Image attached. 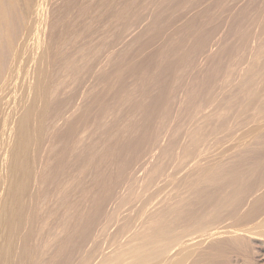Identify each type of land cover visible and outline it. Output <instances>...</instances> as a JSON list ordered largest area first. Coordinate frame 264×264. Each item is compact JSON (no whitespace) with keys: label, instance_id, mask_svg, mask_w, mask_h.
Instances as JSON below:
<instances>
[{"label":"bare ground","instance_id":"1","mask_svg":"<svg viewBox=\"0 0 264 264\" xmlns=\"http://www.w3.org/2000/svg\"><path fill=\"white\" fill-rule=\"evenodd\" d=\"M182 1L183 0H181V2ZM69 2L70 0H61L59 4L58 0H0V264H36L38 261L41 262L43 261V259L41 261L38 260V257H40L41 254L43 253V252L40 253V250L44 249V253H45V248H43V246H45L47 242H48V245L46 246H48V248L50 246H53L55 250H54L53 256H51L52 254H50V252L52 251L48 253L51 257H49V255L47 257V254H46L47 252L45 253L46 257L49 259L46 262H43V264H184L186 260L181 259L183 257L182 255L180 259H176V257H174L172 253L176 247L184 246V243H182V241L178 238V237L181 238L183 231L181 230L182 232L177 233L175 231L176 226L179 225L178 227H180V224H184L185 227L183 228H187L186 229L187 231L193 232L194 230L195 231L198 229L202 230V229L209 227L210 224L212 223L214 224L215 221L221 219L223 216H225L226 218L228 217L229 220L231 219L232 221L236 222V225H237V222L241 223V225L243 226H245L248 223H251V225L252 223L254 224L256 223L255 225L253 224L252 226H256L257 224L258 225L264 224V161L260 159H256V160L252 159L254 158L257 150H255L253 147L250 146L256 151L255 154L251 156L248 154L246 150L242 151L240 149L241 147H239L240 150L236 147L238 151L237 152L235 151L236 153L234 152L235 153L234 157L233 158L230 157L231 159H229V161L227 160L229 156L227 158L225 156L226 159H223L225 161H219L218 163L211 164V165L209 163V166L206 165L207 167L204 166V168L200 167L203 165L201 161L202 160L204 161V157H206L207 153L209 154L207 150L211 149L209 148L210 146L218 143L223 138L229 139V137H233V134L234 136L236 135L238 129L243 124V123L241 125L239 124L240 123L239 120L243 118V116L241 118V115H244L243 119H245V121L247 117L249 118L251 116L252 111H253V108L251 106L252 103L255 105L257 102H259V105L257 108L260 109L259 111H262V115H263L264 88H262L261 91L257 89L255 85L256 83L254 82L255 79H253L254 84L252 83V78H254V76L251 75L252 77L251 78L250 74H252L253 72V74L256 77L259 75V72L257 69L256 70L258 72L257 73L258 75L254 73L255 70L253 68L255 67V64H256V60H257L256 58H259L257 60V64H258L260 63V60L263 59L264 56L262 58L261 57L255 58V56H258L259 53H261L259 54V56L264 55L263 54L264 50L263 52H259L257 55L256 53L254 54L253 52L251 53L255 55L254 57H252V55L250 56L251 59L252 58L255 59V60L253 59L255 62L250 59L252 61L251 67L248 68L250 65L248 67L246 66L245 69L248 68L247 71L243 69L244 70L243 75H244V72H247L245 74L248 75L247 77L249 79L248 78L246 79V77H243V75H241L245 80L241 77V79L244 81L241 80L242 82H240L239 78L236 77L235 79L234 73L232 74L231 72L229 73V75H232V76L234 75V79L233 78L232 79L233 81L236 80V85L238 84L237 86H234V87H236V91H239L240 98L244 94L248 95L249 93L251 94V95L249 94L250 97L252 98L254 97L253 99L251 98L254 101L252 103L248 102L251 104L247 103V107L245 106L246 104L245 102L247 101L244 100V98L240 99L238 97H235L234 95L232 97L231 96L232 94H229V96L225 94H222V96L221 94L217 95L216 93L218 92L220 93L221 91V90L220 91L218 90L221 84L219 85V88H216L218 92L217 90L215 92V87H214L213 92L217 96L211 93V94L205 95V97L201 99L200 102L194 101V98L197 95H195V92H194L195 90H193L195 87H191L190 84L195 83L193 80H196V78L195 77L192 78L191 76H194L196 73L193 74L194 70H192V75L189 77V78H192L191 79L192 81L188 79L186 80L189 81L188 86L190 87L188 89L191 90L193 88L192 89L193 91L192 90L189 91L188 89H185V90H188V92H185V91H184L185 93L183 92L184 94H187L185 96L186 99L185 101L184 99L183 100L180 99L181 103L184 101V104H185L184 106L185 108H182L180 106L182 110L184 109L183 111H185L187 109L186 110L187 114L185 113L184 114L185 117L183 115L182 117L184 119L187 116L189 117V118H186V120L184 121L185 123L188 122L189 125L188 124L187 126L182 125L183 123L180 122L181 120L179 121L180 122L179 123L178 120H179V117H181V114H179V116L177 114L178 116L177 124L182 123L180 126L186 127L185 129L184 127L183 129L178 128V126L176 129L175 127L176 122H174L175 120H173L174 117L172 118V115H171L172 113L169 114V111L171 109L170 110L168 109L169 111H167L164 108H162L163 104L165 103L164 101H168L171 98V94L173 91L175 92L173 93L175 97L177 96L176 94L182 93L181 90L183 89L180 87L181 85H178L180 88L176 85L178 89L173 90V88H176V87H173V85H175L173 83H176L175 80L177 77L172 78V79L168 77V80L166 79V81L164 78H163V81L162 79L161 81H155L154 80L155 78L152 80V82L154 81L156 82V84L160 83L157 86L153 82L155 84V87H158L157 89L159 90L158 97L161 98L162 100L164 99L159 104L157 102L155 103L156 105L153 104L155 105L153 106V108L150 107L152 104L151 105L149 104L150 105L149 107L146 106L147 108L144 107L145 104H143V99H139V98L137 99L136 98L137 96L135 97V94L133 96H130L132 98L130 99L128 95L129 93H132L131 91L132 89H131L130 90L131 92L126 93L128 94L127 95L128 98L125 96L127 98L125 103L128 102L129 104V101L130 103L132 102L130 107H132L133 109H136L138 112H140V110L143 111L142 112L143 114L145 113L149 116L150 115L154 116L153 114L155 113L154 117L159 118L161 116L162 119L155 118L157 119L156 120L157 122L158 120L163 121V122L162 121L158 122V123H161V126L163 125V123L165 124V122H168L169 121L168 119H170L171 121V118H172L175 124L174 123L172 124V122L170 123L169 121L168 125L172 124L175 127V130L171 131V128L173 126L171 125L172 127L166 128L167 124H165L164 126H162L163 128L160 126V128H157L156 131L154 129L152 131V127H149L151 124L147 125L149 123L147 121L149 120L145 121V124H144L143 120H141L140 118L134 119L135 115H133L132 116L133 118H127L128 124H127V127L124 125L126 128L125 130L122 129L121 131H118L115 129V131H118V132H115L116 135L120 137L121 135H123V140L118 138V140H120L119 142L121 141L122 142L121 143L117 142V144L114 143L115 147L114 149H112V153H109L107 150V152L111 155L108 158L104 157L106 158V161H104L103 156L102 157L98 156V152L101 151V148H103V146L105 147V145H103L101 148L99 146L102 144V143L101 144L99 143L101 142L100 139L103 138L101 137V134L103 131L102 130L103 125L106 128L105 126L106 123H104L106 119L102 120V117H103V114L107 112V111L104 112V110H106L104 107L107 106L105 105L106 104L105 100L108 97L105 99V97L103 96V94H105V92H103V88H104V91H106L107 89V91H110V92H115V91L117 92L118 87L116 86L117 83L115 82L118 81L119 78L123 79L122 77H124L125 75L129 76L130 74L134 76L140 71L141 68L143 70L146 69V68H143L142 66H139L140 65L139 61H138L139 64L137 60L134 61L135 58L140 57V56L142 57L143 55L142 52L136 53L134 54L135 56L128 59V55H127L128 51H125V54L123 53L125 57L122 55L124 58L120 55L121 56L120 58H122L121 62H117L116 61L117 57L112 58L111 54L114 53L116 49H119V39L121 38L120 40H122L124 37L125 38L130 37V35H132V31L134 29H137L139 26L137 27L136 25L137 22L134 23L135 20L133 22H129V21L127 22L125 18L126 22L122 20L124 21V24H127L125 29L121 28L122 30H120V27H119L116 33L115 31L113 32L110 31V28H107L109 29L110 32H112V33H109V35L115 32L114 38L113 39L111 38L112 41L110 42L109 50H107L108 48L106 49L107 46H105L104 48L106 49V51H102L104 50L103 47H102V50L100 47H99L100 50H98L96 49L98 46L96 42L97 40L96 38L98 37L97 41L99 42L101 37L99 38V36H97L98 34L95 36L90 33L87 34L88 33L87 28L90 26H88L87 28H85L84 31H82L83 28L86 27L87 25H92V24H89L90 23L89 21L87 25L85 24L86 26H82L84 23L83 22L81 23L82 24L81 32L84 33V34L82 33V35H84L85 37L82 38V37L76 36L74 37L72 41L73 36L76 35L75 33L80 32L78 31L80 27H75V26H79L78 24H80V22L76 24L77 21L75 22V20L74 21L72 20L73 22H75V24L74 23L73 24L76 29H72L70 31L68 27H71L72 25L70 26L68 24L69 23L67 21L68 18L64 19L62 17L61 18L58 17L60 14L57 16V13H58L57 11L59 10L60 7H61V10H59L60 13L62 12V10L64 13L69 12V10H67L69 8V4H68ZM87 2L88 3L86 5L91 6V4H89L91 0ZM159 2H157L158 5L164 3V2L163 3H159ZM251 2L249 3L251 4ZM116 3L117 2H114V4ZM120 3L122 4V2ZM177 3L179 4V2ZM262 3H263L262 4V7H263L264 2ZM78 4H82V3L79 2ZM178 4L176 5L178 6ZM183 4L185 5V2ZM144 5L143 3L141 4L143 8H144ZM165 5H166V2L164 3L163 7ZM173 5H174V2H173ZM80 6L78 7L80 8ZM155 6L157 7V4ZM146 7L150 8L149 5H146ZM145 8L143 9V11L145 10ZM80 9H76L75 11H79ZM103 9L105 10V8ZM263 9L264 7L261 8L260 10H263ZM112 10H114V7ZM173 10H175V8ZM86 11H89V9ZM111 11L110 9L108 10V12H111ZM170 11H168V14H170L169 13ZM100 12L101 11H99V13ZM139 12L140 13L142 12V8H141V11ZM158 12L162 14L161 11H158ZM158 12L156 14L153 13L151 19L150 20L148 19L149 20L148 22H147V19H146L147 16H146V18H144V22L146 19L145 24H141L139 22L140 26L142 25L140 29L143 33L138 31L140 34L141 33L142 34L141 35L136 34L134 36L139 35L137 38L139 39V37L142 36L143 34H144L143 37H145V35L146 36L151 35L150 38H147L148 41L145 44L143 45L141 44L142 46L141 51L145 50L150 44L155 43L156 37H158L159 35L162 36L163 34L167 35L166 31H170L169 29L165 28L166 26L164 25H166V23L164 22L165 24H163V22L161 21V18H164V17L162 16L160 17ZM77 13H75V15ZM132 13L130 14L131 16H132ZM92 14L94 15V13ZM97 14L95 13L96 17H97ZM134 14L135 15L133 16L139 17V13L138 15H136L137 11ZM141 14H143V12ZM113 15L110 14V16L112 17ZM65 16H67V14ZM87 17L90 18L91 16H87ZM103 17H105V15ZM257 17L252 16V19L261 20V17L259 15ZM92 18L93 16L91 17V19ZM169 19H171V17ZM248 19L250 20V18ZM80 20H82V18ZM106 20L108 22L111 21V20H108V18ZM164 20H167V19H164ZM262 20H263V17H262ZM251 23H253V21ZM97 25H98V28L93 25L92 26H93V29L96 28L99 31L100 28L102 27L100 26V24H97ZM261 25H262V22L259 24V26ZM172 26H174V24ZM59 27H61L63 31L60 32L61 34L57 35V33L55 32L56 30L61 29ZM259 28L260 29L262 28L261 31L262 30L264 31V23H263V26ZM257 29L255 31H258ZM103 30L105 29L103 28ZM162 30L163 31L165 30L164 31L165 33L162 34L161 33L163 32ZM255 31H251V32L252 33L254 32L253 34L255 35L256 34ZM261 31L259 32L260 37L258 33L256 34V37L258 35V37L260 39L262 38V40L264 41V36L261 37L263 35V34L261 35L262 33ZM252 33H249L250 36L249 34L245 35L247 38H244L245 36L243 35L244 37L241 39L247 40L249 39V37L251 39L253 37ZM88 35L90 36L92 35L93 37H95V43L94 41L91 40L92 37L90 38L87 37ZM77 37H79L77 42L75 41V43H73L74 40L77 39ZM240 37H242V35H240ZM134 38L135 37H130L129 41H135ZM159 38L160 40H162L161 38L163 37H158V40ZM208 38L209 39H207L208 40L207 42L210 41L211 36ZM259 38H256L255 40ZM201 39L203 40V38ZM201 39H200V42H203L202 44L204 45V43H206L205 42L206 38L203 41ZM124 40H123V43L122 41H120V44H124ZM70 41L76 46L72 44L74 46L73 47L70 44L72 46L70 47L69 45ZM91 41L92 43L97 45L94 49L95 51H93L92 49V47L94 48L95 45H92ZM100 41L101 43L99 42L98 44L102 45L104 38ZM168 41H171V39ZM215 41L216 40L213 41L214 46L217 45L221 48L223 47V49L226 48L225 46H221L222 44H219V43L216 44ZM263 41L261 42L257 41V43L258 42L259 43L258 44L256 43V46L260 45V43H262ZM210 42L208 44H210ZM250 42L252 41H249V43ZM247 43L248 42H246V45L244 43L246 47H247ZM241 46H243V44ZM241 46L236 50H239V49L242 50ZM245 46H243L244 49L246 48ZM256 46L253 45L254 48ZM203 47H206V46H203ZM221 48L219 50L217 49L218 52H220V50L222 52ZM248 48L250 47L248 46L247 49ZM261 49H264V47ZM96 50L99 52L97 56L94 55L96 54L94 52H97ZM214 50L206 51V52L214 53ZM226 50H228V48H226ZM122 51L123 50H121V52ZM190 51H192V48L190 49ZM251 51H252V47H251ZM251 51L249 49V52ZM257 51L258 50L254 52H257ZM259 51L261 50L259 49ZM100 52L102 53L104 52V53L100 54ZM165 52L167 53V51ZM226 52H224V54ZM246 52L247 51H245V53L243 54L246 55ZM249 52H247V54ZM161 53H158V54H161ZM203 53L204 55H207L205 54V51ZM210 53L209 55L211 57L212 53L211 54ZM99 54L102 56H100ZM115 54L116 53H114V56ZM186 54L188 55L187 52ZM216 54H219V53H216ZM183 55L185 56V54ZM190 55L191 54H189V56ZM237 55H240V54H237ZM129 56L131 57V54ZM184 56L183 58L185 60V57L187 56L185 57ZM202 57L204 58V56ZM207 57L208 55L205 56L204 59H206ZM210 57H208L209 60H211ZM214 57L215 56L211 58L214 60ZM246 57L247 55L243 56L242 59L247 60ZM163 58H165L166 60L165 56ZM175 58H178V57H175ZM180 58L182 59L181 61L183 62V64L187 63V61L185 62L183 61V58L181 56ZM180 58H178L179 61H180ZM217 58H220V56ZM178 59L174 60L173 58H171L170 59L171 61L169 62V65H170L169 67L168 66L166 67V64L163 65L165 70L168 68L169 74L172 71H173L172 72L173 75H175L177 72H179L180 74L181 69L182 71L184 70L183 68H181V66L183 67L184 65L183 64L180 65L181 62H178ZM190 59H191V56H190ZM190 59H188V61H190ZM242 59L240 60L242 61ZM151 60L154 61L152 57H151ZM206 60L205 62L209 61V60L208 61ZM245 60L244 62H246ZM247 61L249 62L248 64H250L251 61H249V59ZM151 62L150 64L153 65L152 64L153 62L152 63ZM205 62L202 61L201 63L206 64ZM262 62L260 63V67L262 66L261 64H263L264 66V60H262ZM109 63H112V64H110L111 67L107 69L108 67L106 68V64L109 66ZM162 63H165V62L163 61ZM220 63L218 66H220ZM189 64H187V66ZM138 66L140 67V69ZM192 67H194V65ZM202 67L203 66H201L200 68L199 66V69L204 70V68ZM235 67L236 69L238 68L237 65ZM157 68L156 70H158ZM164 69L161 68V70H164ZM192 69H196V68L194 67ZM231 69L230 71H232ZM219 70L221 71L222 69H219ZM228 70H226L227 71L226 76H228V72H229ZM234 70L233 72H235ZM262 70L264 71V69ZM153 71L152 73H154ZM259 71L261 72V70ZM140 73L142 74L143 71ZM157 73L158 72H156V75ZM211 73H210V77L212 78L215 76V74L212 73V75L214 76H211ZM238 73L240 74L242 73L240 72V69L239 71L235 72V74L237 75ZM263 75H261V77ZM114 77H116V79L118 80H114L115 82L112 83L111 80ZM178 78L180 79V76ZM229 78L230 76L228 77V79ZM181 79L183 78L181 77ZM263 80L264 78L262 77V81ZM190 81L192 83H190ZM216 81L218 82L219 80L216 79ZM138 82L141 84L140 81ZM202 82H204V84L200 82L202 84L201 86H200V83H198L201 88L205 85L207 86L206 80L205 81L203 80ZM257 82H258L257 84L260 83L259 81ZM233 83L234 82H232L231 84ZM152 84L149 82V85H152ZM186 84L184 86H186ZM217 84H219V82ZM252 84L253 86H251ZM260 84L258 88L261 89ZM145 85L146 86H143L142 88H140V89H144L143 92H145L146 90L145 87L147 88V86H149L147 83ZM233 85H235V83ZM134 86H133V90H134ZM246 86L247 88L251 86L252 89H250L251 87L248 88L251 91L244 93L241 96V93L242 91H244V88H246ZM120 87L122 88L123 85ZM149 87L151 88V86ZM200 87L199 89L196 88V92H198V90L199 91L201 90ZM205 87L202 88L203 91ZM253 87H256V89L259 91H256V90L254 91ZM127 90H124V91H127ZM154 94L157 95V93H154ZM182 94H179L181 95L180 98L184 97V95ZM212 94L214 96H211ZM115 95L117 94L115 93ZM148 95H145V96H148ZM247 95L246 96L244 95L243 97H246V98L249 97ZM133 97H134V100H133ZM172 98L171 100H173ZM113 100H114V97H113ZM193 102H196V103L198 102V104H197V107L194 108L195 109L194 112H191L193 111V108L191 110L190 106H192ZM109 103H112V101ZM166 104H164V106ZM243 105L245 106V109L248 108L249 105H250V108L252 109L251 114L249 116H246V118H245L246 114L243 111H241V108ZM159 107L164 109V111L162 112L161 110L159 111L160 109ZM165 107H167V105ZM148 108H151V109H148ZM189 109H190V112L194 114H191L190 112H188ZM247 110H245L246 113H247ZM93 111L95 112V114H91L93 113ZM157 112H158V115L160 113V116L158 115L156 116ZM116 113L118 112L116 111ZM142 113H140L141 116L143 115ZM188 113H190L192 116H190V114ZM175 114L173 116H175L176 118ZM260 114L261 113H259V115ZM131 115L130 116L128 115V117H131ZM255 115H252V116H255ZM121 116H122V110H121ZM148 118L149 117L147 116V118L145 119H148ZM243 119L241 120L242 122L244 121ZM114 120L112 118L113 122L112 121L110 122L114 124L118 122V121L114 122ZM126 121L127 120L125 119V123ZM113 126L115 127V125ZM147 126L150 128V131L148 128H146ZM236 126H238L239 128L237 129ZM107 127H108V124H107ZM90 128L91 129L93 128L92 129L93 134L89 132L91 131ZM108 129H112V128L109 127ZM117 129H120V128H117ZM235 129H237V131ZM112 130H114V128ZM112 130L110 131V133L112 135H115L114 131ZM234 131L236 133H234ZM107 132L104 131L102 135L104 136L106 135L107 137L108 135L110 136L111 134L110 133L108 134ZM121 132L126 133V134H122ZM261 132L259 133L261 134ZM163 135L167 137L166 138L167 141L166 142L164 141L165 142L164 144L162 142V138H164ZM261 135H263V132ZM261 138H263V136H260V139ZM231 139L232 138H230V140ZM260 139L258 141H260ZM63 140L65 142L67 141L66 143L68 144V146L66 147L67 149L71 145L70 147L71 155L69 156L70 158L66 156L69 154L65 152L64 153L66 155L64 153H62V155H59L58 153L55 154L54 152L56 151L54 149L55 145H57L58 142L63 141ZM262 142H263V139H262ZM105 143L108 144L107 141ZM63 148L65 149V144ZM132 149L134 150L135 153H132V156L130 155V157H127L126 156L127 151L129 152ZM69 150L70 149H68V153H69ZM87 150L93 151V154H90V156H88L89 155L88 152H87L88 155L85 154ZM156 150L159 151L158 156H156L157 153L153 154L156 152ZM94 151H95V154H94ZM261 151H258V152H261ZM56 152H58V149ZM249 153H250V149H249ZM151 157L152 159L154 158L153 161ZM156 157H157V162H158V159L162 157L161 159L162 162H160L159 160V163H157L155 161ZM261 157H264V154ZM257 158L259 157L257 156ZM164 160L166 162H164ZM205 160H207V158ZM103 161L107 162V166L110 163L117 164V165L119 164V166L120 165L125 166L123 167L124 169L121 167L123 169V172L120 171L121 168L119 169V172H122L121 177L120 178L117 177V179L118 178L119 179L118 180L115 179L116 181H113V183L110 184L111 186L109 185L110 191L104 196L102 194L103 192L100 193V190L104 188V190L107 191V189H109V186L107 185L108 183H106V185L104 184L101 186L103 182L102 176H104L105 172H102L103 170L101 169V167L99 168L98 165H100ZM104 162L101 164V166H103ZM150 162H152L153 164ZM200 163H202V165ZM92 165L94 166L92 169H90V166ZM104 165H106V163ZM187 168L190 169L191 172H193V175H191L192 178L191 176L185 177V175L179 176V178L185 177L182 180H186L185 184L187 183V186L189 187L191 192L189 189L188 190L192 196L190 195V198L188 197L185 198L184 196L179 197V194H178L177 196L179 198L175 199L176 200L175 203H172V204H168L167 201L164 202L165 200L163 201V199H165V197L163 198L161 197L162 200L161 199L158 200L157 199L159 198L158 196L162 194V193L159 194L158 192L163 191V190H160L161 186L163 188V186H165L166 184L169 185L168 183L171 180L173 181V179H175L182 171L183 172L186 171L185 174L187 173L186 175H188L187 170H184ZM171 169L173 170L172 172H171ZM89 170L93 171L91 174L92 179L90 183L96 184L95 186H99V188L101 186V189L99 190L98 188L96 189L97 191H99V193L102 196L96 195L94 193L95 194V195L93 194L94 196H91V198H88L90 197L91 184H87L86 182L87 180L85 179V176ZM141 172L144 173L142 177L140 176ZM173 172L174 173L180 172V173L179 174L176 173L175 175L176 177L172 178V176H174L172 175ZM117 175H118V172H117ZM109 181L111 182L110 179ZM180 182H182L181 179H180ZM92 186H91V189H92ZM138 187L146 188V191H150V189H153V188L155 190L154 192H152V195L148 194L147 192H145L147 194H144V193L142 194L141 191L139 192L137 191ZM140 188L139 190H141ZM144 190L142 189L143 192ZM75 191L76 193L78 192L77 194L80 197L78 199L76 198L77 195H75L76 197L74 196V198H76L77 200H75L74 202L73 201L74 198L71 196L72 194L74 195L73 192ZM155 193H157L156 195L157 197L154 198ZM70 198H73V200H71ZM90 202H91V205H90ZM87 203L90 205V207L87 206ZM161 203L163 204L160 206ZM59 210L61 213L60 214L61 220L57 218L60 222L57 223L58 225L57 224L54 225V227L58 226L54 228L53 225L50 224V221L51 219L52 220L56 219L53 217L57 212H59ZM129 212L130 213L133 212V214L136 213L135 217L132 216V213H131V216H132L131 217L129 215L130 214ZM57 219L54 222L52 221L53 224L57 221ZM70 219L77 220L75 221L76 224H74V222L71 221L72 224L70 225ZM242 223H245V225ZM49 224L52 225V228L47 226ZM236 225L231 230L230 228L229 230H225L226 228H223L224 231L214 232L210 235V237L213 238L216 235L222 236L224 234L225 235L227 234L231 236L230 237L231 239H229L228 236L226 235L229 241L224 242L222 240L223 242H217L215 245H212V247H210L211 250L208 251L207 253H204L203 251V253H201L200 259L198 260L200 264L218 263L217 262L218 260L221 261L223 260L222 257H226L227 252H228L227 249L231 247L234 243L243 244L245 242V239H246L245 235L246 236L250 235L252 233L251 232L252 230L245 229L243 226H242L243 228H236ZM47 228H48V231L46 234L47 237L45 236L43 237V235L46 233ZM253 228H250V229H253ZM57 229L58 231L59 230L61 231L60 232L61 234L58 233ZM113 230H115L114 236L111 235ZM110 235L112 236V238L113 237L114 238L112 241L113 244L109 242L110 243L109 245V243H107V240L111 239L109 238ZM77 237L79 238L78 242L75 241V238ZM114 242H117V243L114 244ZM114 245H118V246L113 247ZM237 245L238 244H236V246ZM185 251H186V248H185ZM194 251L195 250L193 249V252ZM197 251L199 252V250ZM194 254L196 253H193V256ZM190 255L192 256V253H190L188 257H190ZM176 256L178 258L180 255H176ZM39 259H41V257ZM40 264H42V262ZM192 264H197V263L193 262Z\"/></svg>","mask_w":264,"mask_h":264},{"label":"rangeland","instance_id":"2","mask_svg":"<svg viewBox=\"0 0 264 264\" xmlns=\"http://www.w3.org/2000/svg\"><path fill=\"white\" fill-rule=\"evenodd\" d=\"M87 1H89V0H86V2H85V0H83V1H81V0H70V2L68 3L69 4V8L67 9V10H69V12L68 13H64L63 12V10H62V12L60 13V11L59 10H61V7L59 8V10L57 11L58 13H57V16L60 14H62L61 16L59 15L58 17H62V18H64V19H67L68 18V24L71 26V27H68V29L71 31L72 29H76L75 27H80L79 29H78V31H80L81 32V27L82 26H86L89 22V24H92L93 26H95V27H97L98 28V25L97 24H100V26L102 27V28H100V30L98 31L96 28L95 29H93V26L92 25H87L86 27H84L83 28V30L82 31H84L85 30V28H87L88 26H90V27H88L87 29H88V33L87 34H92V35H97V36H99V38L101 37V39L100 40H102L103 38H104V41H103V44L101 45V44H98L99 42L101 43V41L99 40V42L97 41L98 40V37L96 38L97 40H96V42H97V45H95L94 43H95V37H93L92 35L90 36V35H88L87 37H92V41H94V43H92V41H91V43H92V45H95L94 46V48L92 47V49H93V51H95L94 49H95V47L97 46V48L96 49H98V50H100L99 49V47L101 48V50H102V47H103V49L105 48V46H107L106 47V49L107 50H109V47H110V42L112 41V39L114 38V33L116 32L117 33V30L119 29V27H120V30H122V29H125V27H126V25L127 24H124V21L126 22V20H127V22L129 21V22H133L134 20H135V22L134 23H136L137 22V29H134L133 31H135V32H133L132 31V35H130V37H135L134 39H135V41H129L130 40V37H124L122 40H120L119 39V49H116V51L114 52V53H116L115 54V56H114V53H112L111 55V57L113 58V57H117L116 58V61L117 62H121V59L122 58H120L122 55L124 56V54H125V51H128V53H127V55H128V59H130V58H132L133 56H135L134 54H136V53H143V55H142V57L140 56V54H139V56L140 57H137V58H135L134 59V61H136L137 60V62L139 61L140 62V65L139 66H142L143 68H146V69H140V67H139V69H140V71L137 73V74H135L134 76H136V77H134L132 74H130L129 76H124V77H122L123 79H121V78H119V80L121 81H119L118 79H116V77H114L112 80H111V82L112 83H114L115 81L114 80H118V81H116L115 83H117L116 84V86L118 87V89H117V92L115 91V92H110V91H107V89H106V91H104V86L102 87L103 88V92H105V94H103V96L105 97V101H106V104L105 105H107L106 107H104L106 110H104V112H106L105 114H107V115H105V114H103V117H102V120H104V119H106V121L104 122V123H106V128L104 127V125H103V131H102V134H103V132L104 131H109V132H107L108 134L110 133V131L114 128V130H112V131H114V134L115 135H112L111 133V135L109 136L108 135V137L105 135H102L101 134V137H103V138H101L100 139V143L99 144H101V145H99L100 146V148L103 146V145H105V147L103 146V148H101V154H100V152H98V156H103V159H104V161H106V158H104V157H110V155L111 154H109V153H112V149H114V147H115V145H114V143L115 144H117V142H119L120 140H118V138L119 139H121V140H123V135H121V137L120 136H118V135H116V133L115 132H118V131H121L122 129L123 130H125L126 128H125V126L127 127V124H128V119L127 118H133L132 116L133 115H135L134 117V119H141V120H143V122H144V124H145V121H147V120H149V121H147V122H149L148 124H147V122H146V124L147 125H149V124H151L149 127H152V131H153V129L156 131V129L157 128H160V126H161V123H158V122H160V121H162V120H158V122L156 121L157 119H155V118H158V117H154L155 116V113L153 114L154 116H149V115H147V114H143L142 112L143 111H141L140 110V112H138L136 109H133L132 107H130V105H131V103H130V101H129V104H128V102L127 103H125V101L127 100V98H128V96L130 97V96H133L134 94H135V97L138 99H143V104H145V106L144 107H149L151 104V108H153V106H155L156 104V102L159 104V103H161L163 100L161 99V98H159L158 97V95H159V90H157L158 89V87H155V84H156V82H152V80L154 79L155 81H161V79H162V81H163V78L165 79V81H166V79L168 80V77H170V79H172V78H176V83H173V84H175V85H173V87H176V88H173V90H175V89H178V85H181L180 87L183 89V90H181V89H179V90H181L182 91V93L185 91V92H188V88L191 86V87H195L193 90H195L194 92H195V95H197V96H195V98H194V101H201V99H203L204 97H205V95H208V94H211V93H213L214 95H215V93L213 92L214 91V87H215V92H216V88H219V85H220V88L218 89L219 91H220V93L218 92V90H217V92L218 93H216L217 95L219 94H221V96H222V94H225V95H227V96H229V94H232L231 96L233 97V95L235 96V97H238V98H240L239 96H240V93H239V91H236V87H234V86H237L236 85V80L235 81H233V79H234V75H235V79H236V77L237 78H239L240 79V82H242V81H244L245 79L243 78V77H246V79L248 78L247 76L248 75H246L245 73H247V72H244V75H246V76H244L243 75V71L245 70V71H247L248 70V68H250L251 67V64H252V61L251 60H253L254 58H252L251 59V55H252V57H254L255 55H253L254 53H256V55L259 53V52H263V50L264 49H261V48H263L264 47V41L262 40V38L260 39L259 37H260V31H261V29L259 28V27H261V26H263V23H264V12H262V11H264V9L263 10H260L261 8H263L262 7V2H264L263 0H183L182 2H181V0H165V1H163V0H156L157 2H159V3H165L166 2V5L163 7V5H164V3L163 4H159L158 5V3L155 1V0H91V2H89V4H91V6L90 5H86L88 2ZM101 1V2H100ZM108 1V2H107ZM126 1H127V3H126ZM135 1V2H134ZM179 2V4L177 3V2ZM190 3H189V2ZM252 1V2H251ZM58 2H59V4H60V2H61V0L59 1L58 0ZM82 3V4H78V3ZM111 2H112V4H111ZM114 2H117L116 4H114ZM119 2V3H118ZM120 2H122V4L120 3ZM124 2V3H123ZM129 2V3H128ZM133 2V3H132ZM172 2V3H171ZM173 2H174V5H173ZM185 2V5L183 4ZM249 2H251V4L249 3ZM71 3V4H70ZM85 3V4H84ZM99 3V4H98ZM101 3H102V5H101ZM132 3V4H131ZM136 5H135V4ZM143 3V5L145 4V3H147V4H145L144 5V8L146 7V5H149V7L150 8H145V10L143 11V6H141V4ZM168 3V4H167ZM195 3H197V4H195ZM200 5H199V4ZM58 4V5H59ZM157 4V7L155 6ZM176 4H178V6L176 5ZM75 5V6H74ZM82 6V8H81V6H80V8L78 7V6ZM112 5V6H111ZM116 5V6H115ZM120 5H122V6H120ZM131 5V6H130ZM139 5V6H138ZM172 5V6H171ZM181 5H182V7H181ZM185 7H184V6ZM195 5V6H194ZM251 5V6H250ZM93 6V7H92ZM101 6V7H100ZM107 6V7H106ZM118 6V7H117ZM140 6H141V8H142V12H143V14H141L139 11H141V8H140ZM158 6H159V8H158ZM168 6H170V7H168ZM186 6H188V7H186ZM261 6V7H260ZM71 7V8H70ZM87 8V9H85V8ZM90 7V8H89ZM100 7V8H99ZM105 8V10L103 9V8ZM111 7V8H110ZM113 7H114V10H112L113 9ZM131 7V8H130ZM138 7V8H137ZM156 7V8H155ZM252 7V8H251ZM64 8V7H63ZM62 8V9H63ZM84 8V9H83ZM110 9V11L111 12H108V10ZM120 8H121V10H120ZM128 8V9H127ZM164 9V10H162V9ZM171 8V9H170ZM175 8V10H173ZM184 9V10H182V9ZM186 8V9H185ZM249 8V9H248ZM260 8V9H259ZM76 9H80L79 11H75ZM83 9V10H82ZM89 9V11H90V13L92 14V13H94V15L92 14H90L89 13V11H86V10H88ZM96 10V12H95V10ZM118 11H117V10ZM124 9V10H123ZM127 9V10H126ZM140 9V10H139ZM146 9H147V11H146ZM149 9V10H148ZM160 9V10H159ZM177 9H178V11H177ZM82 10V11H81ZM93 10H94V12H93ZM107 10V11H106ZM115 10H116V12H115ZM119 10H120V12H119ZM133 10V11H132ZM135 10V11H134ZM139 10V11H138ZM170 10H172V11H170ZM181 10V11H180ZM247 10V11H246ZM81 11V12H80ZM83 11H85V12H87L88 14H90V15H88L87 13H85V12H83ZM99 11H101L100 13H99ZM103 11V12H102ZM105 11V12H104ZM113 11H114V13H113ZM121 11H122V13H121ZM130 11V12H129ZM133 13H132V12ZM137 11V14L136 15H138V13H139V17L138 16H133V15H135L134 13ZM158 11H161L162 12V14L160 13V12H158ZM166 11H167V13H166ZM168 11H170L169 13L170 14H168ZM180 11V12H179ZM183 11V12H182ZM245 11V12H244ZM71 12V13H70ZM73 12H74V14H73ZM78 12V13H77ZM108 12V13H107ZM129 12V13H128ZM158 12V14H159V16L161 17H164V18H161V21L163 22V24H165L166 23V25H164V26H166L165 28H167V29H169L170 31H166V34L167 35H165V34H163V33H165L163 30V32H161L163 35L162 36H158V37H163V38H161L162 40H160V38H159V40H158V37H156V40H155V43H152V44H150L145 50H143V51H141V48H142V46H141V44L143 45V44H145L147 41H148V39L147 38H150V36L151 35H145V37H143V35L142 36H140L139 37V39H137L138 38V36L139 35H137V36H134V35H136V34H140L139 32H142L141 31V26H140V24H139V22L141 23V24H145L146 23V19H147V22L151 19V17H152V15H153V13H157ZM247 12V13H246ZM64 13V14H63ZM75 13H77L76 15H75ZM95 13L97 14V17H96V15H95ZM106 13V14H105ZM117 13V14H116ZM120 13V14H119ZM123 13H124V15H123ZM132 13V16L130 15ZM144 13H145V15H144ZM150 13H151V15H150ZM173 13V14H172ZM180 13V14H179ZM256 13V14H255ZM257 13H258V15L261 17V20L260 19H252V16L253 17H257L258 15H257ZM67 14V16H65ZM71 14H73V15H71ZM79 14V15H78ZM81 14V15H80ZM110 14H114L113 15V17L112 16H110ZM116 14V15H115ZM93 16V21H92V19H91V17L90 18H88L87 16ZM105 15V17H103ZM122 15H123V17H122ZM144 15V16H143ZM164 15V16H163ZM247 15V16H246ZM251 17H250V16ZM256 15V16H255ZM65 16V17H64ZM79 16V17H78ZM127 16H128V18H127ZM146 16H147V18H146ZM169 16V17H168ZM74 17V18H73ZM86 17V18H85ZM99 17H100V19H99ZM130 17V18H129ZM138 17V18H137ZM141 17V18H140ZM150 17V18H149ZM171 17V19H169ZM259 17V18H260ZM262 17H263V20H262ZM77 18H78V20H77ZM82 18V20H80ZM97 18V19H96ZM108 18V20H111V21H107L106 19ZM112 18V19H111ZM117 18L118 19V21H117V19L115 20V19ZM120 18V19H119ZM125 18H126V20H125ZM136 18H137V20H136ZM144 18H146L145 19V22H144ZM237 20H236V19ZM246 18V19H245ZM248 18H250V20L248 19ZM258 18V17H257ZM105 19V20H104ZM114 19V20H113ZM131 21H130V20ZM142 19V20H141ZM149 19V20H148ZM164 19H167V20H164ZM235 21H234V20ZM71 21V23H70V21ZM75 20V22L77 21V23L76 24H78L79 22H80V24H78L79 26H75L74 27V24H75V22H73V21ZM100 20V21H99ZM102 20H103V22H102ZM122 20H124V21H122ZM141 20V21H140ZM169 20V21H168ZM171 20V21H170ZM173 20H174V22H173ZM89 21V22H88ZM92 21V22H91ZM98 21H99V23H98ZM105 21V22H104ZM107 21V22H106ZM121 21V22H120ZM210 21V22H209ZM253 21V23H251ZM256 21V22H255ZM84 23L83 25L81 24V23ZM86 22V23H85ZM102 22V23H101ZM115 22H117V23H115ZM143 22V23H142ZM165 22V23H164ZM190 24H189V23ZM262 22V25L261 26H259V24ZM74 23V24H73ZM107 23H108V25H107ZM119 23V24H118ZM121 23V24H120ZM168 23V24H167ZM194 23V24H193ZM208 23V24H207ZM257 23V24H256ZM259 23V24H258ZM86 24V25H85ZM103 24V25H102ZM110 24V25H109ZM113 24V25H112ZM174 24V26H172ZM192 24V25H191ZM82 25V26H81ZM106 25V26H105ZM117 25V26H116ZM121 25H122V27H121ZM169 25V26H168ZM257 25V26H256ZM104 26V27H103ZM111 26V27H110ZM172 26V27H171ZM192 26V27H191ZM194 26V27H193ZM92 27V28H91ZM106 27V28H105ZM113 27V28H112ZM117 27V28H116ZM169 27V28H168ZM178 27V28H177ZM204 27V28H203ZM59 28H61V27H59ZM71 28V29H70ZM103 28L105 29V30H103ZM107 28H110V31H115L113 34H110L109 35V33H112V32H110L109 31V29H107ZM111 28H112V30H111ZM122 28V29H121ZM171 28V29H170ZM177 29V30H175V29ZM181 28V29H180ZM259 31H255L256 29ZM164 29V28H163ZM166 29V30H167ZM119 30V31H120ZM137 30V31H136ZM174 30V31H173ZM58 31V32H57ZM61 31H63L62 30V28L61 29H58V30H56V32L55 33H57V35L58 34H61L60 32ZM99 33H98V32ZM118 31V32H119ZM139 31V32H138ZM173 31V32H172ZM251 31H255V33L257 34L258 33V35H259V37H258V35H257V37H256V34L254 35ZM76 32L75 34L76 35H74L73 36V38H72V41H73V39H74V37H76V36H79V37H82V38H84L85 36L84 35H82V33L83 32ZM167 32H169V33H167ZM175 32V33H174ZM262 33H261V37H263L264 36V31L262 30L261 31ZM94 33V34H93ZM125 33V32H124ZM135 33V34H134ZM143 33V32H142ZM141 33V34H142ZM160 33V34H161ZM249 33H252V35H253V37H252V35H251V39H250V37H249V39H247V40H249V41H252V42H250L251 43V45H250V43H249V41H247V40H244V39H241V38H243L245 35H248ZM77 34H79V35H77ZM80 34H81V36H80ZM84 34V33H83ZM140 34V35H141ZM145 34H147V33H145ZM174 34V35H173ZM113 35V36H112ZM124 35V34H123ZM122 35V36H123ZM165 35V36H164ZM171 35V36H170ZM212 35H213V37H212ZM240 35H242V37H240ZM244 35V36H243ZM167 36V37H166ZM196 36V37H195ZM211 36V38L213 39H211L210 38V41L212 42H210V44H208L209 42H207L208 40L207 39H209L208 37H210ZM249 36H250V34H249ZM79 37H77V39H75L74 40V42L73 43H75V41L77 42V40H78V38ZM142 37V38H141ZM164 37H165V39H164ZM215 37V38H214ZM221 39H220V38ZM259 38V39H257V40H255L256 38ZM88 38V39H89ZM112 38V39H111ZM197 38H198V40H197ZM201 38H203V40L206 38V43H204V45L202 44L203 42H200V39ZM217 38V39H216ZM244 38H247L246 36L244 37ZM255 38V39H254ZM126 41H125V40ZM137 39V40H136ZM141 39H142V41H141ZM164 39V40H163ZM171 39V41H168V40H170ZM197 41H196V40ZM123 40H124V44H120V41H122V43H123ZM146 40V41H145ZM193 40H195V41H193ZM202 40V39H201ZM202 40V41H203ZM214 40H216L215 42H216V44H222L221 46H225L226 48H228V50H226V48L225 49H223V47L221 48V47H219V46H217V45H215L214 46V43H213V41ZM217 40H219V41H217ZM243 40V41H242ZM157 41V42H156ZM160 41V42H159ZM163 41V42H162ZM165 41V42H164ZM241 41H242V43H241ZM248 42L247 43V47L249 46L250 48H248L247 49V47L245 46L246 45V42ZM257 41H263L262 43H260V45H257L256 46V43H257ZM105 42V43H104ZM143 42V43H142ZM170 42V43H169ZM174 42V43H173ZM198 42H200V43H198ZM222 42V43H221ZM73 43H71V41H70V43H69V45L71 44H73ZM107 43V44H106ZM176 43V44H175ZM181 45H180V44ZM244 43H245V45H244ZM259 43V42H258ZM257 43V44H258ZM77 44V43H76ZM199 44H200V46H199ZM205 44H207V45H209V46H207V45H205ZM243 44V46H245L246 48L244 49L243 48V46H241V45ZM249 44V45H248ZM70 45V47H72L73 45L74 46H76L75 44H73L72 46ZM99 45H101V46H99ZM104 45V46H103ZM122 45H124V46H122ZM177 45H178V47H177ZM198 45V46H197ZM201 45H202V47H201ZM253 45L254 46H256L255 48L253 47ZM73 46V47H74ZM171 46V47H170ZM203 46H206V47H203ZM211 46V47H210ZM241 46V48H242V50L241 49H239V50H236V49H238L239 47ZM259 46H260V48H259ZM179 47H181V48H179ZM187 47H188V49H187ZM217 47H219V48H217ZM251 47H252V51H251ZM159 48V49H158ZM170 50H169V49ZM184 50H183V49ZM192 48V51H190V49ZM219 50L220 48L222 49V52H221V50H220V52H218V50ZM233 48V49H232ZM261 50V51H259V49ZM106 49H104V50H102V51H106ZM168 49V50H167ZM178 49H180V50H178ZM195 49V50H194ZM215 49V50H214ZM249 49H250V51L251 52H249ZM120 50V51H119ZM121 50H123L122 52H121ZM140 50V51H139ZM162 50H164V51H162ZM173 50V51H172ZM175 50V51H174ZM188 50V51H187ZM213 51L214 50V53H210L211 54V57H213V56H215L214 57V60L210 57V55H209V53H207L206 51ZM224 50H226V51H228V52H226V51H224ZM230 50H232V51H230ZM238 52H236V51ZM256 50H258L257 52H254V51H256ZM97 51V50H96ZM159 51H161V52H159ZM165 51H167V53L165 52ZM182 52V54H181V52ZM190 51V52H189ZM205 51V54H207L208 55V57H210V59L211 60H209V58L206 60V59H204L205 58V56H207V55H204V52ZM215 51H217V52H215ZM226 52L225 54H224V52ZM236 53H235V52ZM243 53H245V51H247V52H249L248 54H247V52H246V55H247V60L249 59V61H251L250 62V64H248L249 62L247 61V60H245V59H242V57L243 56H246L245 54H243ZM163 52H164V54H163ZM169 52V53H168ZM180 52V53H179ZM186 52L188 53V55L186 54ZM231 52V53H230ZM253 52V54H251ZM94 53H96V54H94V55H96L97 56V54L99 53L98 51L97 52H94ZM102 52H100V54H101ZM104 53V52H103ZM102 53V54H103ZM118 53V54H117ZM120 53V54H119ZM124 53V54H123ZM158 53H161V54H158ZM178 53V54H177ZM216 53H219V54H216ZM221 53H223V54H221ZM99 54V55H100ZM131 54V57L129 56ZM167 54V55H166ZM176 56H175V55ZM180 54V55H179ZM183 54H185V56H187V57H185ZM189 54H191L190 56H191V59H190V56H189ZM214 54V55H213ZM216 54V55H215ZM235 54V55H234ZM237 54H240V55H237ZM259 54H261V53H259ZM259 54H258V56H255V58L256 57H263L264 55H262V56H259ZM263 54H264V52H263ZM98 55V56H99ZM121 55V56H120ZM161 55V56H160ZM163 55V56H162ZM173 55V56H172ZM220 56V58H217V57H219ZM225 55H227V56H225ZM100 56H102V55H100ZM119 56V57H118ZM122 56V57H123ZM166 57V60H165V58H163V57ZM180 56L183 58V56L185 57V60H184V58H183V61L185 62V61H187V63H185V64H183V62L181 61L182 59L180 58ZM202 56H204V58L202 57ZM225 56V57H224ZM237 56H238V58H237ZM240 56V57H239ZM242 56V57H241ZM110 57V58H111ZM125 57V56H124ZM123 57V58H124ZM151 57H152V59H154V61L153 60H151ZM155 57V58H154ZM175 57H178V58H180V61H179V59L178 58H175ZM249 57V58H248ZM171 58H173L174 60H177L178 59V62H181L180 63V65L181 64H183L184 66L182 67L181 66V68H183L184 70L182 71V69H181V72H180V74H179V72H177L175 75H173V71L172 72H170V74H169V70H168V68L165 70L164 69V66L163 65H165L166 64V67L168 66H170L169 65V62L171 61L170 59ZM222 58V59H221ZM242 59V61L240 60V59ZM245 58V57H244ZM120 59V60H119ZM188 59H190V61H188ZM238 59V60H237ZM251 59V60H250ZM257 60L259 59V58H256ZM174 60H172V61H174ZM205 60L206 61H208V62H205ZM240 60V61H239ZM244 60L246 61V62H244ZM255 60V59H254ZM253 60V61H254ZM257 60H256V64H255V67L253 68L255 71H254V73L255 74H257L258 72H259V75L256 77L254 74H253V72H252V74H250V77H251V75H253L254 76V78H252V83L254 84V82L256 83L255 85H256V87H257V89H259L260 91L262 90V88H264V80L262 81V77L264 78V71L262 70V69H264V66H263V64H261L262 66L260 67V63L262 62V60H264V57H263V59H261L260 60V63H258L257 64ZM153 63H152V62ZM165 62V63H162V62ZM205 62L206 64H204V63H201V62ZM116 62V63H117ZM139 62H138V64H139ZM150 62L153 64V65H151L150 64ZM220 62H222V63H220ZM239 62V63H238ZM241 62V63H240ZM245 63V65H244V63ZM255 62V61H254ZM108 63V62H107ZM162 64V66H161V64ZM167 63H168V65H167ZM191 65H190V64ZM219 63H220V66H218L219 65ZM263 63V62H262ZM110 64H112V63H109V66L106 64V68L107 69H109L111 66H110ZM142 64V65H141ZM187 64H189L188 66H187ZM247 64V65H246ZM194 65V67L196 68V69H192V68H194V67H192ZM237 65V67L240 69V72H242L241 74L240 73H238V75L237 74H235V72H237V71H239V69L237 68L236 69V66ZM250 65V66H249ZM160 66V67H159ZM199 66H200V68H201V66H203L202 68H204V70L203 69H199ZM242 66H243V68H242ZM248 67V68H246L245 69V67ZM158 69V70H156V68ZM232 69H231V68ZM259 67V68H258ZM153 68H155V69H153ZM161 68H163L164 70H161ZM229 70H228V69ZM234 68H235V70H234ZM242 68V69H241ZM260 68H262V69H260ZM219 69H222L221 71L219 70ZM230 69L232 70V71H230ZM244 69V70H243ZM258 70V72H257V70ZM154 70V71H153ZM192 70H194L193 71V74L194 73H196L194 76H191L192 75ZM226 70H228L229 72H228V76H226L227 75V71ZM233 70L235 71V72H233ZM237 70V71H236ZM242 70V71H241ZM259 70H261V72L259 71ZM143 71V73L141 74L140 72H142ZM152 71L154 72V73H152ZM162 71V72H161ZM165 71V72H164ZM201 71V72H200ZM220 71V72H219ZM156 72H158L157 73V75H156ZM160 72V73H159ZM167 72V73H166ZM213 74H215V76L216 77H218V78H216L214 75H212V73ZM231 72V74L232 73H234V75L232 76V75H229V73ZM162 73V74H161ZM166 75H165V74ZM210 73H211V76H214V77H210ZM260 73H261V75H263L262 77H261V75H260ZM263 73V74H262ZM149 74V75H148ZM155 74V75H154ZM164 74V75H163ZM132 75V76H131ZM138 75V76H137ZM146 75V76H145ZM170 75V76H169ZM237 75V76H236ZM239 75H240V77H239ZM241 75H243V77L241 76ZM140 76V77H139ZM142 76V77H141ZM147 76H149V77H147ZM156 76V77H155ZM161 78H160V77ZM166 76V77H165ZM173 76V77H172ZM180 76V79L178 78ZM184 76H186V77H184ZM188 76V77H187ZM192 77V78H196V80H193L194 82V84H190V86H188L189 84H188V80H191L192 78H189V77ZM230 76V78L228 79V77ZM232 76V77H231ZM133 77V78H132ZM146 78V79H144V78ZM160 79H159V78ZM181 77L183 78V79H181ZM210 77V78H209ZM241 77L244 79V80H242L241 79ZM256 77V78H255ZM139 78V79H138ZM198 78H200V79H198ZM215 78V79H214ZM220 78V79H219ZM233 78V79H232ZM258 78V79H257ZM259 78H260V80H259ZM151 79V80H150ZM186 79H188V80H186ZM216 79H218L219 81V84H217L218 82L216 81ZM226 79H228V80H226ZM249 79V78H248ZM253 79H255L254 80V82H253ZM140 81L141 82V84L138 82V81ZM184 80H185V82H184ZM200 80V81H199ZM205 81L206 80V82H207V86L205 87V86H203V87H205L204 88V91H203V87L201 88L200 86L202 85L201 83H203L204 84V82H202V81ZM242 80V81H241ZM259 81L260 83V86H261V89L260 88H258L259 87V84H257L258 82L257 81ZM123 81H125V82H123ZM134 81H136V82H134ZM174 81V82H175ZM192 81V80H191ZM190 81V83H192ZM231 81V82H230ZM128 84H127V83ZM149 82L152 84V85H149ZM184 83V84H182V83ZM186 82H187V84H186ZM201 82V83H200ZM221 82V83H220ZM232 82H234L235 83V85H233V84H231ZM238 82V81H237ZM120 83H122V84H120ZM124 83V84H123ZM148 84L149 86H151V88L149 87V86H147V88L145 87V92H143L144 91V89H140V88H142L143 86H146L145 84ZM198 83H200V86H199V84ZM239 83V82H238ZM125 84H127V85H125ZM129 84H131V85H129ZM138 88H136L134 85ZM142 84H144V85H142ZM160 83H158V84H156L157 86L159 85ZM186 84V86H188V87H186V86H184ZM198 84V85H197ZM253 84L251 85V86H253ZM123 85V87L121 88L120 86H122ZM138 85V86H137ZM141 87H140V86ZM178 87H177V86ZM196 85V86H195ZM216 85H217V87H216ZM258 85V86H257ZM128 87V88H126V87ZM132 86V87H131ZM133 86H134V90H133ZM184 88H183V87ZM248 86V85H247ZM247 86H246V88H247ZM251 86H249L248 88H250ZM120 87V88H119ZM124 87H125V89H124ZM131 87V88H130ZM179 87V88H180ZM186 87V88H185ZM199 87L201 88V90L199 91L198 89H199ZM208 87V88H207ZM228 89H227V88ZM256 87H253V90L255 91H259V90H257L256 89ZM196 88H198L197 90H198V92H196ZM207 88V89H206ZM246 88H244V91H246V92H244V91H242V93H241V96L244 94V93H247V92H250L251 90H249L248 88H247V90H246ZM255 88V89H254ZM127 90V89H129V90H127V91H124V90ZM132 89V90H131ZM155 89V90H154ZM185 89H188V90H185ZM191 89V90H192ZM250 89H252V87L250 88ZM132 91V93H129V92H131ZM141 90V91H140ZM179 90H177V91H179ZM191 90H189V91H191ZM192 90V91H193ZM252 90V91H253ZM123 91V92H122ZM138 91V92H137ZM141 93H140V92ZM176 91V92H177ZM150 92V93H149ZM184 92V93H185ZM202 92V93H201ZM241 92V91H240ZM109 93V94H108ZM113 95H112V94ZM115 93L117 94V95H115ZM120 93V94H119ZM125 95H124V94ZM126 93H129V95L128 94H126ZM136 93H138V94H136ZM151 93H152V95H151ZM154 93H157V95L156 94H154ZM173 93H175L174 91L172 92V94H171V98L173 99V100H171V98L168 100V99H166V100H168V101H164L165 103L164 104H166L167 105V107H165L164 106V104H163V106H162V108H164L165 110H167V111H169L170 109V111H169V114H171L172 115V118L174 117V119L173 120H175L174 122H176V124L173 122V120H172V118H171V121H170V119H168L169 121H170V123L172 122V124L174 123L175 124V127H176V129H177V126H178V128H182L183 129V127L184 126H187V124L189 125V123L187 122V123H185L184 121L186 120V118H189L187 115V117L184 119L183 117H182V115L184 116V114L186 113L187 114V109L185 110V111H183L182 110V108H185L184 106H185V104H184V101H185V96L187 95V94H182V93H178V94H176L177 96L175 97V95L173 94ZM239 93V94H238ZM132 94V95H131ZM139 94H140V96H139ZM149 94V95H148ZM179 94H182V95H184V97H182V98H180V96L181 95H179ZM211 95V96H214V95ZM250 94V93H249ZM247 95V94H244L245 96L247 95V96H249V97H241L240 99H242V98H244V100H246L247 102H245L246 104H245V106L247 107V103L248 102H253L254 100H252L253 98L252 97H250V95ZM108 95V96H107ZM111 95V96H110ZM121 97H120V96ZM128 95V96H127ZM145 95H148V96H145ZM172 95H174V96H172ZM217 95H215V96H217ZM114 97V100H113V97ZM127 98H126V97ZM145 96V97H144ZM154 96V97H153ZM210 96V95H209ZM111 97V98H110ZM115 97H116V99H115ZM125 98V100H124V98ZM149 97V98H148ZM156 97H157V99H156ZM198 97V98H197ZM121 98V99H120ZM136 98H135V100H136ZM146 98V99H145ZM252 98V99H251ZM130 99H132L131 97H130ZM183 100L184 99V101L181 103V100ZM196 99V100H195ZM122 100V101H121ZM133 100H134V97H133ZM250 100V101H249ZM112 101V103H109V102H111ZM148 103H147V102ZM170 102V103H169ZM182 105H181V104ZM251 103H248V104H251ZM255 103V102H254ZM109 104H111V105H109ZM127 104V105H126ZM146 104H148V105H146ZM150 104V105H149ZM153 104H155V105H153ZM197 104H198V102L196 103V102H193L192 103V106H190V109L192 110V108H193V111H191V112H194V108H196L197 107ZM244 104V103H243ZM113 105V106H112ZM126 105V106H125ZM129 105V106H128ZM254 104L252 103V108H253V111H252V109L250 108V105H249V107L248 108H246L245 109V106L243 105L242 106V108H241V111H243L246 115H245V118H246V116H249L250 114H251V111H252V114H251V116L248 118H246V121H245V119H243L244 118V115H241V118H242V116H243V122L241 121V120H239V124L241 125L242 123V126H240V128L238 127V126H236V128L238 129V131H237V129H235L236 131H237V133L234 131V133H236V135L234 136V134H233V137H229V139L228 138H226V139H228V140H226L225 138H223L224 139V141H223V139L221 140V141H219L218 143H216V144H214V145H212V146H210L209 148H211V149H209V150H207V152H209V154L207 153L206 154V157H204V161L202 160L201 162L203 163V165H202V163H200L202 166H200V167H203L204 168V166L205 167H207V166H209V163H210V165L211 164H215V163H218L219 161H225V160H223V159H226L228 156H229V158H227V160L229 161V159H231V158H233L234 157V155H235V153L238 151L237 150V148L239 149V147H241L240 149L242 150V151H247L248 152V154L249 155H251V156H253V154H255V150H257V152H256V154H258V155H256L255 154V156H254V158H252L253 160H256V159H260V160H263L264 161V157H261L263 154H264V110H263V115H262V111H259L260 109H258L257 107H258V105H259V102H257L254 106H253ZM116 106V107H115ZM182 108H181V107ZM195 106V107H194ZM112 107V108H111ZM122 110V116H121V110L119 109V108ZM146 107V108H147ZM170 107V108H169ZM254 107H256V108H254ZM108 108V109H107ZM119 110H118V109ZM123 108V109H122ZM129 108H130V110H129ZM132 108V109H131ZM151 108H148V109H151ZM160 109H159V111L161 110V112L162 111H164V109H162L161 107H159ZM167 108V109H166ZM111 109V110H110ZM147 109V110H148ZM169 109V110H168ZM180 109V110H179ZM190 109L188 110V112H190ZM242 109H244V110H242ZM248 109V110H247ZM136 110V111H135ZM182 110V111H181ZM245 110H247V113L245 112ZM109 111V112H108ZM111 111H113V112H111ZM116 111L118 112V113H116ZM134 111V112H133ZM157 111V110H156ZM158 111V112H159ZM179 111V112H178ZM255 111V112H254ZM256 111H258L259 113H261L260 115H259V113L258 112H256ZM158 112L156 113V116L158 115ZM178 112V113H177ZM190 112V113H191ZM126 113V114H125ZM132 115H131V114ZM137 113V114H136ZM140 113H142L143 115V117L140 115ZM176 113V114H175ZM190 113H188V114H190ZM243 113V114H244ZM249 113V114H248ZM254 113V114H253ZM91 114H95V112L93 111V113H91ZM176 115V118H175V116H173V115ZM177 114H178V116H179V114H181V117H179V120H178V122L180 121V122H182L181 124L182 125H184L183 127L182 126H180L181 124H177L178 122H177V119H178V116H177ZM191 114H194V113H191ZM190 114V116H192ZM257 116H256V115ZM120 115V116H119ZM127 115V116H126ZM128 115L130 116L131 115V117H128ZM146 115V116H145ZM252 115H255V116H252ZM112 116V117H111ZM114 116H115V118H114ZM118 116V117H117ZM147 116L149 117L148 119H145V118H147ZM158 116H160V113H159V115ZM170 116V115H169ZM117 117V118H116ZM145 117V118H144ZM185 117V116H184ZM258 117V118H257ZM110 118V119H109ZM112 118H113V120H114V122L116 121H118L117 123H112L113 121H112ZM159 118H161V116L159 117ZM158 118V119H159ZM170 118V117H169ZM181 118V119H180ZM252 118V119H251ZM118 119V120H117ZM125 119L127 120L126 121V123H125ZM162 119V118H161ZM184 119V120H183ZM251 119V120H250ZM183 120V121H182ZM189 120V119H188ZM256 120V121H255ZM110 121H112V122H110ZM167 121V120H166ZM168 121V122H169ZM110 122V123H109ZM122 122V123H121ZM152 122V123H151ZM163 122V121H162ZM168 122H165V124H167V126H166V128H170V127H172L171 125H168L169 123ZM179 122V123H180ZM252 122V123H251ZM115 125V127L112 125ZM125 123V124H124ZM247 123H249V124H247ZM107 124H108V127H107ZM117 124V125H116ZM122 124V125H121ZM164 123H163V125L162 126H164L165 125ZM246 124V125H245ZM111 125V126H110ZM125 125V126H124ZM118 126V127H117ZM161 126V127H162ZM180 126V127H179ZM93 127V126H92ZM109 127H111L112 129H108ZM120 128V129H117V128ZM148 126L146 127V128H148L149 129V131H150V128H149ZM175 127L173 126L172 128H171V131L172 130H175ZM242 127V128H241ZM163 128V127H162ZM186 127H184V129H185ZM260 128V129H259ZM93 129V128H92ZM91 128H90V130L92 131H89L91 134H93V130H92ZM115 129L116 130H118V131H115ZM262 129V130H261ZM168 130V129H167ZM165 131H166V129H165ZM164 131V132H165ZM183 131V130H182ZM181 131V132H182ZM240 131V132H239ZM263 132V135H261L262 134V132ZM124 132V131H123ZM123 132H121L122 134H126V133H123ZM259 132H261V134L259 133ZM259 133V134H258ZM260 136H263V138H261L260 139ZM106 137V138H105ZM110 137V138H109ZM163 137L164 138H162V142H163V144L167 141L166 140V138L167 137H165L164 135H163ZM108 138V139H107ZM230 138H232L231 140H230ZM260 139V141H258L259 139ZM262 139H263V142H262ZM102 140H103V142H102ZM110 140H112V141H110ZM225 140H226V142H225ZM256 140H257V142H256ZM64 141V140H63ZM63 141H60V142H58V144L57 145H55V147H54V149L57 151V149H58V152H56V151H54L55 152V154H59V155H62V153H67V154H69V155H66L65 153V155L68 157V158H70L69 156L71 155L70 153H71V145H70V147H68V149H70L69 150V153H68V149L66 148L67 146H68V144H66L67 143V141L65 142H63ZM108 142V144L107 143H105V142ZM165 141V142H164ZM223 141V142H222ZM255 141V142H254ZM65 144V149L63 148L64 147V144ZM111 142V143H110ZM122 142V141H121ZM121 142H119V143H121ZM260 142V143H259ZM105 143V144H104ZM112 143H113V145H112ZM224 143V144H223ZM254 143V144H253ZM248 144V145H247ZM254 146H253V145ZM107 145V146H106ZM109 145V146H108ZM111 145V146H110ZM219 145V146H218ZM257 147H256V146ZM261 145H262V147H261ZM56 146H57V148H56ZM113 146V147H112ZM249 148H248V147ZM253 147V148H251V147ZM259 146H260V148H259ZM109 147V148H108ZM213 147V148H212ZM237 147V148H236ZM106 148V149H105ZM108 148V149H107ZM245 148V149H244ZM60 149H61V151H60ZM106 151H105V150ZM233 149H234V151H233ZM236 149V150H235ZM239 149V150H240ZM249 149H250V153H249ZM254 150V152H253V150ZM259 149V150H258ZM67 150V151H66ZM107 150H108V152H107ZM130 150V149H129ZM262 150V151H261ZM105 151V152H104ZM111 151V152H110ZM233 151V152H232ZM236 151V152H235ZM258 151H261V152H258ZM60 152V153H59ZM87 152L89 153V155L87 154ZM104 152V153H103ZM155 152V151H154ZM235 152V153H234ZM251 152H253V153H251ZM129 153V154H128ZM132 153H135L134 152V150L132 149L131 151H127V154H126V156L127 157H130V155L132 156ZM157 153V155L156 156H158V153H159V151L158 150H156V152L155 153H153V154H156ZM233 153V154H232ZM85 154H87L88 156H90V154H93V151H86L85 152ZM94 154H95V151H94ZM105 155V156H104ZM208 155V156H207ZM210 156V157H209ZM225 156H226V158H225ZM257 156L259 157V158H257ZM66 157V158H67ZM209 157V158H208ZM231 157V158H230ZM207 158V160H205ZM110 159V158H109ZM151 159H152V157H151ZM161 159H162V157H160V159H158V162H157V157H156V159H155V161L157 162V163H159V160H160V162H162L161 161ZM108 160V159H107ZM154 160V158L152 159V161ZM103 161V162H104ZM102 162V163H103ZM164 162H166L165 160H164ZM101 163V164H102ZM106 163V165H104ZM150 163H152V162H150ZM101 164L100 165H98L99 166V168L101 167V169L103 170L102 172H105V174H104V176H102L103 177V179H102V184H101V186L102 185H106V183H108L107 185L109 186L110 184H112L113 183V181H116V180H118L120 177H121V174H122V172H123V167H125V166H122V165H120L119 166V164L117 165V164H108V166H107V162H104V164H103V166H101ZM153 164V163H152ZM207 165V166H206ZM93 166L94 165H92V166H90V169H92L93 168ZM118 166V167H117ZM123 169H122V168ZM121 168V169H120ZM119 169H120V171H122V172H119ZM72 170V169H71ZM118 170V171H117ZM184 170H187V172H188V175H186L185 174V172L186 171H182L180 174L179 173H177V172H173V174L172 175H174V176H172V178H174V177H176L175 175H176V173L177 174H179L175 179H173V181L171 180L168 184L169 185H165V186H163V188H162V186H161V188H160V190H163V191H160V192H158V191H156V192H158L159 194L160 193H162V194H158L159 196V198H157L158 200H162V198L163 197H165V199H163V201L164 202H166L167 201V203L168 204H172V203H175V199H177V198H179L180 196L182 197V196H184L185 198L186 197H188V198H190V195H191V190L189 189V187L187 186V183L185 184V181L186 180H182L183 178H185V177H187V176H191V175H193V172H191L190 171V169H184ZM173 170L171 169V172H172ZM92 172L93 171H91V170H89L88 171V173L86 174V176H85V179L87 180H85L86 182H87V184H91L90 182H91V179H92ZM117 172H118V175H117ZM143 174L144 173H140V176L142 177L143 176ZM190 174V175H189ZM120 175V176H119ZM185 175V177H182V178H179V176H184ZM117 177H119L118 179H117ZM105 178V179H104ZM189 178V177H188ZM191 178H192V176H191ZM108 179V180H107ZM109 179L111 180V182L109 181ZM116 179V180H115ZM180 179H181V181L182 182H180ZM190 179V178H189ZM104 180H106V181H104ZM109 181V182H108ZM89 182V183H88ZM172 182V183H171ZM163 184V183H162ZM161 184V185H162ZM92 185H94V186H92ZM96 184H91V186H92V189H91V186H90V197H88V198H91V196H94L95 194L96 195H101L100 193H102L103 194V196L104 195H106L109 191H110V186H109V189H107V191L106 190H104V188H102L101 189V186H100V188H99V186H95ZM166 187V188H165ZM96 188H98V190L99 189H101L100 190V193H99V191H97V189ZM139 188L140 187H138V192L139 191H141V193L143 194H150V195H152V192H154V188L153 189H150V191H146V188H140L141 190H139ZM142 189L144 190V192L142 191ZM190 190V192H189V190ZM93 192H92V191ZM103 190V191H102ZM98 192V193H97ZM145 192H147V193H145ZM190 194H189V193ZM74 193V195L72 194V196L71 197H73L74 198V196L75 195H77V197L76 198H78L79 199V197L80 196H78V192L76 193V191L75 192H73ZM95 193V194H94ZM180 193H181V195H180ZM187 193V194H186ZM92 194V195H91ZM94 194V195H93ZM179 194V197L177 196ZM157 195V193H155V196H154V198L155 197H157L156 196ZM162 195V196H161ZM189 195V196H188ZM89 196V195H88ZM102 196V195H101ZM192 196V195H191ZM162 197V198H161ZM175 197V198H174ZM73 198H70L71 200H73ZM76 198H74V202H75V200H77ZM168 199V200H167ZM172 199V200H171ZM169 200H171V201H169ZM169 201V202H168ZM174 201V202H173ZM163 202V203H164ZM89 203V202H88ZM87 203V206H89L90 207V205H91V202H90V205ZM163 203H161L160 204V206L163 204ZM159 206V207H160ZM62 212V211H61ZM134 212V211H133ZM133 212H131L132 213V216H134L135 217V214L136 213H134L133 214ZM58 213V214H57ZM55 215H54V217L53 218H58L59 220H61L60 219V217H61V213H60V210H59V212H57ZM130 213V212H129ZM131 213L129 214L130 216H131ZM58 216V217H57ZM130 216H129V218H130ZM131 216V217H132ZM225 216H223L221 219H219V220H217V221H215L214 222V224L212 223V224H210L209 225V227H207V228H205V229H198V230H194L193 232L191 231H187L186 229L187 228H183V227H185V225L184 224H180V227H178V226H176L175 227V231L178 233V232H182V235H181V238L180 237H178L181 241H182V243H184V246L183 247H176L174 250H173V256L174 257H176V259H180L181 258V255L183 256L181 259H184V260H186L185 261V263L184 264H192L193 262H195V263H197V264H200L199 263V259H200V257H201V253H203V251H204V253H207L208 251H210L211 250V248L210 247H212V245H215L217 242H226V241H229V239H231L230 237L231 236H229V235H227L228 236V238L229 239H227V236L224 234V235H222L223 236V238H222V236H218V235H216L215 237H210V235L212 234V233H214V232H218V231H224V229L223 228H226L225 230H229V228H230V230L231 229H233L234 227H235V225H236V222H234V221H232L231 219L229 220V218L227 217H225ZM56 219H51V221H50V224H52L53 225V227H54V225H56L58 222H60L58 219H57V221L53 224V222L56 220ZM72 219V218H71ZM70 219V225L72 224V222L71 221H73L74 222V224H76V222L75 221H77V220H71ZM221 220V221H220ZM53 221V222H52ZM223 221V222H222ZM227 221V222H226ZM235 223V224H234ZM47 225L48 227H50V228H52V225ZM73 224V225H74ZM231 224H233V225H231ZM241 225V223H239V222H237V225H236V228H245V229H249V230H252L251 232V237H250V235H248V236H246L245 235V242L243 243V244H239V243H234L231 247L233 248H231V247H229L227 250H228V252H229V254H228V252H227V255H226V257H222V259L223 260H221V261H217L218 263H215V264H264V224H257L256 226H252L254 223H252V225H251V223H248V224H246L245 225V223H242V224H244L245 226H243V225ZM256 224V223H255ZM254 224V225H255ZM58 225V224H57ZM250 225H251V227H250ZM139 226V225H138ZM227 226H228V228H227ZM230 226V227H229ZM233 226V227H232ZM238 226H240V227H238ZM243 226V227H242ZM56 227H58V226H55L54 228H56ZM181 227H182V229H181ZM254 227V228H253ZM178 228V229H177ZM223 230H222V229ZM250 228H253V229H250ZM178 230V231H177ZM180 230V231H179ZM182 230V231H181ZM47 231H48V228H47V230H46V233L43 235V237L45 236V237H47ZM57 231H58V229H57ZM61 231L59 230L58 231V233L59 234H61L60 233ZM114 233H115V230H113V232H112V236H114ZM185 234V235H184ZM109 236V238H111L110 240H107V243H112L113 244V238H112V236ZM218 236V237H217ZM225 236V237H224ZM42 237V238H43ZM221 237V238H220ZM109 238H107V239H109ZM44 239H46V238H44ZM78 239V240H77ZM192 240V241H191ZM223 240V241H222ZM75 241L76 242H78L79 241V238L77 237V238H75ZM248 241V242H247ZM75 242V243H76ZM200 243V244H198V243ZM202 242V243H201ZM110 243H109V245H110ZM117 242H114V244H116ZM246 243V244H245ZM195 244H196V246H195ZM198 244V245H197ZM236 244H238L237 246H236ZM256 244H258V245H256ZM46 245H48V242H47V244ZM45 245V246H46ZM260 245V246H259ZM43 246V248H45V253L47 254V257H48V253L50 252V251H52V252H50V254H52L51 256H53L54 254V250H55V248L53 247V246H50L51 248H52V250H51V248L49 247L48 248V246ZM116 246H118V245H114L113 247H116ZM257 246V247H256ZM186 248V251H185V248ZM200 247V248H199ZM181 248V249H180ZM189 249V250H188ZM193 249L195 250L194 252H193ZM236 249V250H235ZM238 249V250H237ZM242 249V250H241ZM48 250V251H47ZM176 250V251H175ZM182 250H183V252H182ZM197 250H199V252L197 251ZM240 250V251H239ZM185 251V252H184ZM197 251V252H196ZM206 251V252H205ZM233 251V252H232ZM41 252H43L42 254H41V256H40V254H39V256L41 257V259H39L40 257H38V260H42L43 259V261H41L42 262V264H43V262H46L49 258H47L46 257V254L44 253V249L42 250H40V253ZM187 252V253H186ZM189 252V253H188ZM111 253V252H110ZM181 253V254H180ZM190 253H192V256L190 255V257H188V255L190 254ZM193 253H196V254H194V256H193ZM45 254V255H44ZM176 255H180L178 258H177V256ZM229 255V256H228ZM45 258V260H44V258ZM50 255H49V257H51ZM225 258V259H224ZM221 259V258H220ZM37 260V261H38ZM226 260V261H225ZM39 262V261H38ZM37 262V263H38ZM41 262H39L38 264H40ZM220 262V263H219ZM225 262V263H224ZM36 263V264H37Z\"/></svg>","mask_w":264,"mask_h":264}]
</instances>
